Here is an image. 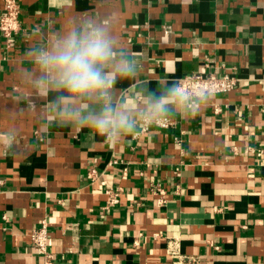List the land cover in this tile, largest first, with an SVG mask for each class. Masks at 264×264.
Here are the masks:
<instances>
[{
	"label": "crops",
	"instance_id": "obj_1",
	"mask_svg": "<svg viewBox=\"0 0 264 264\" xmlns=\"http://www.w3.org/2000/svg\"><path fill=\"white\" fill-rule=\"evenodd\" d=\"M19 5L22 30L10 43L0 34V133L17 132L12 148L0 150V264H44L29 237L42 219L51 264H172L168 241L202 264H264V0ZM92 16L111 20L140 58L138 79L116 85L126 108L142 102L144 82L155 91L183 75L228 71L237 85L195 117L177 116L115 147L87 129L49 126L52 95L33 93L30 110L17 70L32 44ZM248 146L261 155L246 154ZM106 188L121 191L109 208Z\"/></svg>",
	"mask_w": 264,
	"mask_h": 264
},
{
	"label": "clouds",
	"instance_id": "obj_2",
	"mask_svg": "<svg viewBox=\"0 0 264 264\" xmlns=\"http://www.w3.org/2000/svg\"><path fill=\"white\" fill-rule=\"evenodd\" d=\"M54 40H38L27 52V62L17 70L18 79L28 89L20 98L34 111L32 94L52 95L49 126L87 129L115 147L146 128L179 117H195L214 95L209 85L184 80L151 90L144 82L138 86L143 97L135 109L118 99L116 85L135 82L141 72L140 58L122 43L111 20L87 17L79 24L53 32ZM15 129L0 133V150L11 149Z\"/></svg>",
	"mask_w": 264,
	"mask_h": 264
},
{
	"label": "built area",
	"instance_id": "obj_3",
	"mask_svg": "<svg viewBox=\"0 0 264 264\" xmlns=\"http://www.w3.org/2000/svg\"><path fill=\"white\" fill-rule=\"evenodd\" d=\"M2 11L0 13V34L10 43V40L22 30V25L20 21V5L19 0H1ZM166 31L169 30V26L164 27ZM207 66V63L204 64ZM177 80H184L186 83L193 84H205L211 86L213 89L214 95L219 93H224L233 90L238 82V77L235 72H223L221 74L214 71H208L205 73L195 72L189 75H183L178 77ZM173 124V121H167L159 125V127L167 128ZM142 131H146V125H141ZM246 154L254 152L256 155L260 156L262 153L261 149H255L253 147H246L244 149ZM117 162L113 160V163ZM95 173L93 167L89 168L88 174L90 176ZM150 190L155 195H158L156 203L158 205H164L167 200L164 197V189L159 184L152 185ZM107 195L105 202V208L116 205L120 200V188H106L104 190ZM31 244L35 252L43 257L44 264H51V253L48 250L49 245V232L47 228L46 219L40 221L39 226L33 228L29 233ZM175 241H168L167 250L168 253L174 254L177 258L173 261L172 264H202L200 258L195 255H185L179 253L176 248Z\"/></svg>",
	"mask_w": 264,
	"mask_h": 264
}]
</instances>
